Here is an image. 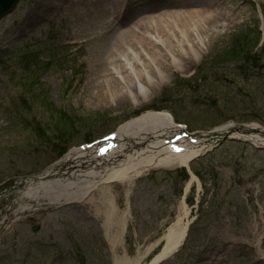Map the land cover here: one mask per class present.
I'll return each instance as SVG.
<instances>
[{
    "label": "rangeland",
    "instance_id": "rangeland-1",
    "mask_svg": "<svg viewBox=\"0 0 264 264\" xmlns=\"http://www.w3.org/2000/svg\"><path fill=\"white\" fill-rule=\"evenodd\" d=\"M58 1L21 0L0 21V264H264V248L255 250L264 237V148L251 144L226 141L184 171L151 170L127 196L114 184L116 201L99 216L93 205L21 195L24 179L51 171L65 148L115 132L138 112L165 111L191 133L229 122L264 127V42L241 57L219 56L243 34L264 38V0H148L155 10H143L141 0H68L65 10H48ZM95 3L105 9V31L116 25L103 37L81 16ZM188 7L214 19L187 72L170 69L168 82L149 86L136 103L107 101L92 89L110 68L105 59L119 31ZM177 217L188 224L183 243L153 263Z\"/></svg>",
    "mask_w": 264,
    "mask_h": 264
},
{
    "label": "bare ground",
    "instance_id": "bare-ground-1",
    "mask_svg": "<svg viewBox=\"0 0 264 264\" xmlns=\"http://www.w3.org/2000/svg\"><path fill=\"white\" fill-rule=\"evenodd\" d=\"M125 1L122 0V3ZM141 1L143 10L147 7L150 10L158 9L147 6L148 0ZM67 3L68 0H59L55 7L48 10H65ZM166 3L170 5L169 0ZM90 8L89 12L82 13L81 16L87 25L97 26L93 33L99 32V36H102L114 30L116 25L113 21L105 31L101 20L105 9H101V14L99 3L92 4ZM114 13H118L115 17L117 21L120 12L117 10ZM153 14L142 16L115 36L117 40L113 46L110 45L108 57L105 59L110 68L103 69L99 80H92V89L96 88L102 92L104 100L116 101L120 97L131 99L132 103H136L137 98L146 100L150 95L148 87L162 86L168 82L170 69L184 73L191 62L200 60V34L209 32V24L214 19V14L190 7L182 10L168 8L164 12ZM237 128V123L230 122L212 132L191 137L183 126L174 122L169 113L145 112L121 125L111 136V140L75 148L65 154L59 164L42 177L27 179L26 188L21 195L40 203L48 200L52 202L51 205H93L96 216H99L101 206L107 203L110 207L116 201L115 192L112 190L114 184L123 186L127 196L128 189L135 179L154 169L173 170L188 167L191 159L210 150L225 134L248 141L257 148L264 147V128L251 124L243 129L246 132L244 135L237 132ZM191 177L196 179L192 174ZM106 196L109 200H106ZM179 209L183 211L185 218L187 209L183 201ZM184 218L177 217L176 222L168 229L162 239L166 244L153 263L174 254L181 246L188 226ZM110 227H106V232ZM256 227L254 224L252 230L258 228ZM260 228L263 229L262 235L263 218ZM254 236L251 232V239ZM256 242L254 240L252 244ZM263 248L264 237L255 250Z\"/></svg>",
    "mask_w": 264,
    "mask_h": 264
},
{
    "label": "trees",
    "instance_id": "trees-1",
    "mask_svg": "<svg viewBox=\"0 0 264 264\" xmlns=\"http://www.w3.org/2000/svg\"><path fill=\"white\" fill-rule=\"evenodd\" d=\"M259 40H260V36L255 37L253 40L248 39L246 35H241L240 37H236L234 39L231 40V42L229 43V49L225 50L222 52V54H220V57H241L244 56V54H247L249 51H252V49H254V47L258 46L259 44ZM29 69V67L27 68V70ZM63 133H61V135H63ZM60 135V136H61ZM59 141L63 140V137H59Z\"/></svg>",
    "mask_w": 264,
    "mask_h": 264
},
{
    "label": "water",
    "instance_id": "water-1",
    "mask_svg": "<svg viewBox=\"0 0 264 264\" xmlns=\"http://www.w3.org/2000/svg\"><path fill=\"white\" fill-rule=\"evenodd\" d=\"M19 3V0H0V21L7 15L13 13L14 8ZM244 127L239 128L238 130L243 131ZM244 132V131H243ZM227 136L223 137V139H226ZM223 141V140H222ZM219 144H221V142ZM37 227L33 229V232L37 231Z\"/></svg>",
    "mask_w": 264,
    "mask_h": 264
}]
</instances>
